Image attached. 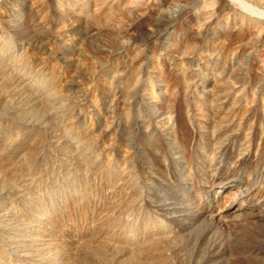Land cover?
I'll use <instances>...</instances> for the list:
<instances>
[{"label":"rangeland","instance_id":"rangeland-1","mask_svg":"<svg viewBox=\"0 0 264 264\" xmlns=\"http://www.w3.org/2000/svg\"><path fill=\"white\" fill-rule=\"evenodd\" d=\"M124 2L0 0V264H264V34L181 69L187 23L118 30Z\"/></svg>","mask_w":264,"mask_h":264},{"label":"clouds","instance_id":"clouds-1","mask_svg":"<svg viewBox=\"0 0 264 264\" xmlns=\"http://www.w3.org/2000/svg\"><path fill=\"white\" fill-rule=\"evenodd\" d=\"M242 3H246L251 7L257 8L261 13H264V0H198L193 3L192 0H125L121 5L118 13L115 14L116 21L114 27L118 30L126 31L131 27L135 20L148 17L152 23L146 25L148 31L155 32V23L163 22V28L168 29L170 26L175 31V26H182L187 23V28L183 31L190 33L182 43H173L170 47L175 50L174 55L180 60L179 67L184 68L183 60L185 57L196 55H215L218 58L223 57L225 61L224 68H227L236 57L237 52L240 50L242 44L246 45L253 41L256 37L264 34V15L249 14L244 8L241 7ZM99 5L97 10L88 14L89 17H95L98 14ZM189 17L191 20L189 21ZM223 20L225 24L233 21L231 31L240 32L241 30L248 29L249 35L246 40H234L230 35L225 34L211 41V52L202 53L200 49V40L204 39L203 34L206 26L211 22L219 23ZM204 43H209L204 40ZM119 44L122 47H127L131 44L128 37H121ZM144 48L136 45H131L128 49L129 62L134 63L139 61L136 65L138 68L144 61L141 59L144 54ZM153 59L159 63V60L164 56L163 51L151 53ZM260 67L256 69L257 72L264 73V54L260 55ZM243 67L240 61H237L228 70L224 79L219 80V83L231 85L232 89H236V95L243 92V87L240 86L234 76L238 74V68ZM122 75V72L113 73V78ZM224 75V69L217 73V76ZM138 79V77H137ZM190 80L184 81V90L187 91ZM176 89L173 88L172 95H175ZM154 98L158 99L155 93ZM171 108V102H169Z\"/></svg>","mask_w":264,"mask_h":264},{"label":"bare ground","instance_id":"bare-ground-1","mask_svg":"<svg viewBox=\"0 0 264 264\" xmlns=\"http://www.w3.org/2000/svg\"><path fill=\"white\" fill-rule=\"evenodd\" d=\"M243 7L248 8V9H253L250 5L246 4V3H242L241 4Z\"/></svg>","mask_w":264,"mask_h":264}]
</instances>
